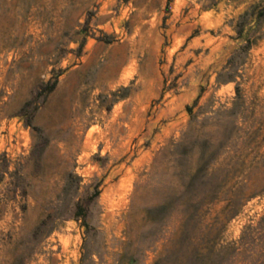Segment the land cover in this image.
I'll return each mask as SVG.
<instances>
[{"label": "rangeland", "instance_id": "obj_1", "mask_svg": "<svg viewBox=\"0 0 264 264\" xmlns=\"http://www.w3.org/2000/svg\"><path fill=\"white\" fill-rule=\"evenodd\" d=\"M0 264H264V0H0Z\"/></svg>", "mask_w": 264, "mask_h": 264}, {"label": "trees", "instance_id": "obj_2", "mask_svg": "<svg viewBox=\"0 0 264 264\" xmlns=\"http://www.w3.org/2000/svg\"><path fill=\"white\" fill-rule=\"evenodd\" d=\"M243 15H244V13H243L240 17H242ZM52 86H53V83L48 87L47 91L51 90ZM25 106H26V104L24 105V107H25ZM24 107H23V108H24Z\"/></svg>", "mask_w": 264, "mask_h": 264}]
</instances>
